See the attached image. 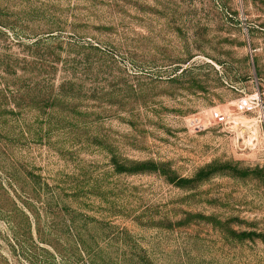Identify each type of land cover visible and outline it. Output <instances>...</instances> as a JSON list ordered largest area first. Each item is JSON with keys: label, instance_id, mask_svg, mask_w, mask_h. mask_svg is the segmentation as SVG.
Wrapping results in <instances>:
<instances>
[{"label": "rangeland", "instance_id": "374dc122", "mask_svg": "<svg viewBox=\"0 0 264 264\" xmlns=\"http://www.w3.org/2000/svg\"><path fill=\"white\" fill-rule=\"evenodd\" d=\"M0 264H264V0H0Z\"/></svg>", "mask_w": 264, "mask_h": 264}]
</instances>
